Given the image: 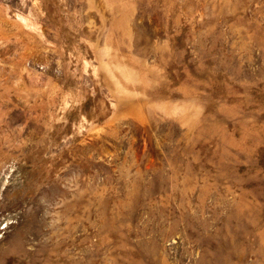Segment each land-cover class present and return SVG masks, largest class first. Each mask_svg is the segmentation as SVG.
Returning a JSON list of instances; mask_svg holds the SVG:
<instances>
[{"label": "rangeland", "instance_id": "rangeland-1", "mask_svg": "<svg viewBox=\"0 0 264 264\" xmlns=\"http://www.w3.org/2000/svg\"><path fill=\"white\" fill-rule=\"evenodd\" d=\"M0 264H264V0H0Z\"/></svg>", "mask_w": 264, "mask_h": 264}]
</instances>
